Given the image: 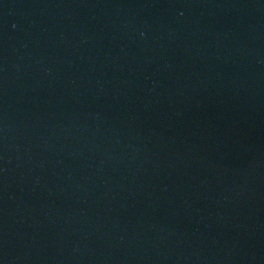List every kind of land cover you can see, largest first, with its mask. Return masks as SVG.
Here are the masks:
<instances>
[{"label":"water","instance_id":"obj_1","mask_svg":"<svg viewBox=\"0 0 264 264\" xmlns=\"http://www.w3.org/2000/svg\"><path fill=\"white\" fill-rule=\"evenodd\" d=\"M0 264H264V0H0Z\"/></svg>","mask_w":264,"mask_h":264}]
</instances>
